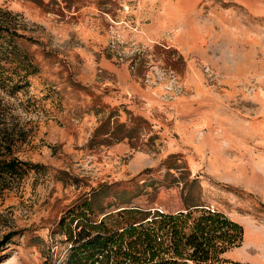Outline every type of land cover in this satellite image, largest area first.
<instances>
[{
    "label": "rangeland",
    "instance_id": "obj_1",
    "mask_svg": "<svg viewBox=\"0 0 264 264\" xmlns=\"http://www.w3.org/2000/svg\"><path fill=\"white\" fill-rule=\"evenodd\" d=\"M38 73L0 87L44 166L0 198V264H64L58 224L136 209L224 213L264 264V0H0ZM130 216H118L121 225ZM114 222H117L114 220ZM57 232V234H55Z\"/></svg>",
    "mask_w": 264,
    "mask_h": 264
},
{
    "label": "trees",
    "instance_id": "obj_2",
    "mask_svg": "<svg viewBox=\"0 0 264 264\" xmlns=\"http://www.w3.org/2000/svg\"><path fill=\"white\" fill-rule=\"evenodd\" d=\"M9 17L8 13L0 14V87L15 90L39 69L17 44L18 38L26 37L9 23ZM23 140L24 129L13 123L0 96V198L29 171L38 174L44 168L17 156ZM83 207L77 217L69 222L64 218L58 224V233L69 244L64 264H248L225 257L241 247L244 228L224 213L191 206L174 214L148 212L145 218L137 219L136 214L142 215V211L123 209L118 215L95 220L92 203L85 202ZM123 215L130 218L121 225L117 217ZM19 232L11 229L4 234L0 251Z\"/></svg>",
    "mask_w": 264,
    "mask_h": 264
},
{
    "label": "crops",
    "instance_id": "obj_3",
    "mask_svg": "<svg viewBox=\"0 0 264 264\" xmlns=\"http://www.w3.org/2000/svg\"><path fill=\"white\" fill-rule=\"evenodd\" d=\"M239 224V223H238ZM241 225V224H240ZM242 226V225H241ZM245 245H246V230L244 229V240H243V243H242V245H241V247H239V248H235V249H233V250H231V251H234V250H238V249H241V248H244L245 247ZM231 251H229L228 253H226L225 254V257L227 258V259H229L228 257V255L230 254V252ZM230 260V259H229ZM231 261H233V260H231ZM234 262H241V261H234ZM241 263H245V262H241ZM248 264H251V263H248Z\"/></svg>",
    "mask_w": 264,
    "mask_h": 264
}]
</instances>
